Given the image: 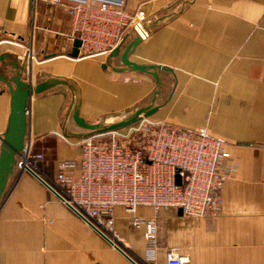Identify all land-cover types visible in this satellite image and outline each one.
<instances>
[{"label":"crops","instance_id":"crops-1","mask_svg":"<svg viewBox=\"0 0 264 264\" xmlns=\"http://www.w3.org/2000/svg\"><path fill=\"white\" fill-rule=\"evenodd\" d=\"M70 3L0 0V75L38 84L66 78L77 88L80 117L90 124L126 118L154 103L148 119L188 129L206 128L227 141L232 167L215 218H190L179 210L140 207L137 216L156 219V264H167L171 249L191 264H264V0H128L126 11L152 21L151 35L130 60L161 66V87L141 72L103 68L107 57L72 56ZM34 60L28 58V52ZM113 67L120 61L112 60ZM34 96L29 105L28 139L44 160L35 172L53 184L63 162H75L81 148L67 144L64 127L81 133L72 119L73 92L66 88ZM12 94L0 80L1 138L11 113ZM121 119V120H122ZM73 143L80 140L71 138ZM125 208L115 209L121 250L147 264L145 228L131 226ZM43 182L15 168L0 204V264H134Z\"/></svg>","mask_w":264,"mask_h":264},{"label":"built area","instance_id":"built-area-1","mask_svg":"<svg viewBox=\"0 0 264 264\" xmlns=\"http://www.w3.org/2000/svg\"><path fill=\"white\" fill-rule=\"evenodd\" d=\"M47 1L71 4V40L81 42L80 57L108 56L143 22L138 14L127 13L128 0ZM28 58L34 60L30 50ZM60 137L81 148L80 175L76 178L71 171L75 162H63L53 184L47 183L50 190L119 249L123 240L115 229V209L125 208L132 216L131 226L145 228L147 264H156L159 227L156 219L138 217V208L150 207L156 214L162 209L182 210L190 218H215L223 208L222 192L233 168L224 167L230 160L227 141L206 128L188 129L144 119L123 131L77 143ZM32 143L29 139L17 157L16 168L21 171L35 172L44 160L43 155L33 153ZM167 264L191 262L178 249H171Z\"/></svg>","mask_w":264,"mask_h":264},{"label":"water","instance_id":"water-1","mask_svg":"<svg viewBox=\"0 0 264 264\" xmlns=\"http://www.w3.org/2000/svg\"><path fill=\"white\" fill-rule=\"evenodd\" d=\"M155 26L152 21H143L138 26L133 28L123 39L121 44L112 51L108 56H106V62L103 68L112 67L114 71L124 73V72H141L151 76L158 90L156 95L159 94V89L161 87L160 74L159 71H170L168 68H163L161 66H151V65H140L132 62L130 56L135 52L136 48L144 42L149 36L150 32ZM81 47V42L76 40L74 43V50L72 56L76 59L79 58ZM6 57L0 56V63L4 61ZM112 60L117 62L120 61V67H113ZM26 71V66H21L18 68L15 76L11 78H5L0 75V80L7 84L12 94L11 102V113L9 117V125L6 133L1 138V154H0V204L3 199L8 180L15 172L17 157L25 150L29 145L28 139V126H29V105L31 99L46 91L52 89H59L60 93L67 99L68 94L66 88L73 92V102H72V119L76 126L82 130L81 133H74L67 130L64 127L62 136L67 139H77L80 141L87 140L93 137L107 135L114 132H120L125 129L131 128L144 119H148L153 114H155L159 107L151 103L148 106L137 109L128 117L122 119L119 122L107 124V123H96L90 124L82 117H80V102L77 99V88L76 85L66 78H50L38 84H33L30 80L26 81L23 79V74ZM32 175H34L38 180L43 182L49 189L50 186L42 180L35 172L27 170ZM177 182L180 185V177L177 178ZM182 215V210H179ZM122 252L130 261L133 262L121 249L117 248ZM136 264L135 262H133Z\"/></svg>","mask_w":264,"mask_h":264},{"label":"rangeland","instance_id":"rangeland-1","mask_svg":"<svg viewBox=\"0 0 264 264\" xmlns=\"http://www.w3.org/2000/svg\"><path fill=\"white\" fill-rule=\"evenodd\" d=\"M122 118H115V119H109V120H101L99 123H107L112 124L121 121Z\"/></svg>","mask_w":264,"mask_h":264}]
</instances>
